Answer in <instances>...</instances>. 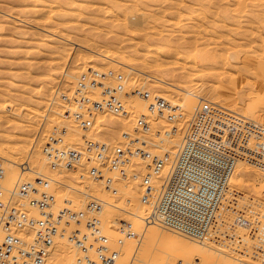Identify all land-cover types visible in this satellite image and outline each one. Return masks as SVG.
Masks as SVG:
<instances>
[{"label": "rangeland", "instance_id": "rangeland-1", "mask_svg": "<svg viewBox=\"0 0 264 264\" xmlns=\"http://www.w3.org/2000/svg\"><path fill=\"white\" fill-rule=\"evenodd\" d=\"M42 1L44 0H41L40 4L35 0H0V102H2V105L4 103L7 107L3 112H0V116L2 117L0 119V146L4 148V150L7 148L8 151L12 143L11 147L14 146L15 143V145L18 146L17 144L21 141L22 144L25 143L23 145H25V150L27 149L28 151L26 150L27 152L23 154L24 156L18 160V162H22L19 166L22 167L26 165L23 161L30 159L31 153L32 158H35L34 160H40V155L43 156V152L41 151L42 142L44 141L43 137L54 125H65L67 131H70L69 134L67 132L65 135V141L67 143L76 146L81 144L84 132H81V134L77 133L80 127L72 118L65 117L63 113L64 109L70 106L66 100H69L72 94H70L67 99L64 98L65 100L60 99L61 97L59 98L56 96V89L67 87L66 89H69L70 93H72V90L76 86L74 82L75 80L79 81V79H75L73 83H70L66 80L65 72L71 73L72 71L74 75L80 74L82 77L87 69L83 70L79 65L88 57L92 60L88 68H92V70H113L114 73H116V71L117 73H121L124 77L125 88L145 89L152 94L162 95L168 101L173 100L172 102H183L185 101L183 97L186 95L188 98L185 97V99L189 100L190 103L188 101V105L185 101L183 104L184 106L185 104L188 105V107L185 106L188 108V111H191L196 106L200 98H204L222 106L225 105L228 109L264 123V50L262 51V49H264V0H107V2L106 0H45L44 3H42ZM232 2L234 3L233 5ZM109 8H111V11ZM101 10H103V12ZM57 11L62 15L59 16V14H55ZM43 12L45 15L47 12L48 14L52 13L54 17H38V15L40 16ZM206 12H208V14ZM124 17L125 19H123ZM123 20L125 21L123 22ZM189 24H191V26H189ZM258 28H260V30ZM217 37L219 39H217ZM166 42L169 44L171 51L169 49L166 53L158 52V46ZM223 42L225 43L224 45L222 44ZM219 43H221V45ZM110 45H114L113 50L115 52L117 51L116 54L113 50L111 51L108 49ZM234 45L235 49H232ZM143 46L145 47L143 48ZM149 48L151 50H149ZM109 51L112 52L111 57L113 59L119 60V58H125L126 63L115 62L112 59H101L103 55H107ZM231 52L234 56L232 54L230 57ZM115 55L116 57L118 55V58H115ZM129 58H131V60H129ZM132 58L136 59L132 60ZM148 60L149 62H147ZM104 61L106 63H103ZM132 63L137 67V70L135 72H128L129 65ZM150 64L152 66H150ZM55 66L59 68L57 69ZM252 66L253 69L255 66L254 71L256 70V74ZM246 68H249V70H246ZM261 71L262 74H260ZM150 74H152L153 77L151 75L150 78ZM159 75L164 78V81L166 80L165 82L170 84L164 83L162 85L160 81L155 79V77L158 78ZM233 75L235 77H232ZM256 75L260 83L257 81L258 78ZM159 78L162 79L161 77ZM183 78H186L188 81V90L196 94H191L188 90L185 91L180 89L182 87L180 86L181 83H184L182 82ZM231 78L233 79L232 81ZM169 80L174 82H169ZM182 85L185 86L184 84ZM128 97L126 101L132 112L130 117H122L110 113L109 111H100L95 115L94 126L88 130L87 135L89 137L91 136V138L102 139L108 144H115L121 140L123 131H131L133 128L132 119L135 115L146 109V103L139 97H136V95L135 97L134 95ZM135 99L137 101H135ZM230 99L233 103L235 101L236 104L234 103V105L232 102H229ZM50 101H55V103H53L54 110L48 109L50 103H52ZM33 108L34 110L37 108V116L33 115L31 113L32 111H29L33 110ZM109 116L111 117L110 120H114L109 122ZM117 116L119 118H117ZM150 121L154 129L168 128L170 125L163 116L155 113L151 115ZM123 122L125 124H123ZM27 123L30 124V127L29 125L27 127ZM180 130H182V125L179 127V131ZM71 131H73V133ZM40 132L42 133L40 134ZM178 135V132L174 135V141ZM155 143L156 142H153L150 147L155 148ZM170 144L172 143L168 142L169 148L172 146ZM162 145L163 147H168L166 142L161 144V146ZM37 150L38 153H36ZM29 161L30 163L32 162L31 160ZM5 162L6 161H3V164H5ZM136 162L138 161L133 160L131 162L128 166L130 170H137L136 168L138 166H136ZM34 163L36 164H33V167L37 170L40 162L35 161ZM240 163L242 165L244 162ZM46 165L47 169H42V171L47 174L50 170L48 161H46ZM19 166H16L17 168L15 167L16 169L13 173L16 177L20 174ZM85 168L84 166L78 171H68L70 172L69 174L73 172L72 174L77 173L79 175L80 179L78 178L79 181L77 180V183H83V181H81L82 179L85 183H92V179L86 177ZM61 169L65 170L63 168ZM234 172H237L236 167L233 173ZM138 173L141 175L144 174L139 171ZM247 173L248 174L245 176L246 184L243 187L244 189L240 187L239 190H242L241 192L244 195L243 198L252 197L253 200L255 199L258 202V206L254 205L252 207L251 214L262 215L264 219V170L248 164ZM109 175H112L114 179V186L117 188L116 193H111L108 190V192L104 191V187V189H102L103 191L95 190V193L93 187L91 190L87 189L91 187L90 183L88 185L86 184V189L89 191L85 189L87 192L81 191L78 193L72 191L65 185L68 181L65 182L61 178H56L59 183H53V186L50 188L55 198L54 209L65 206H72L75 209L83 208L85 205L83 202L86 203L87 201V196L84 194L91 192L90 194L96 195V197H100L101 194L105 196H107V194H114L112 198L117 205L119 204L135 211L136 209L131 207L136 204V199L127 203L122 193L130 191L131 193L140 195L139 181H123L115 172L109 173ZM31 176L35 177L36 175H30L29 179H32ZM26 177H29V174H26ZM7 178L8 176L1 179L2 185L8 184L7 182L9 179ZM236 180L237 179L234 178L230 179L229 183L231 187L234 186ZM93 182L96 183L98 181L93 180ZM254 193L258 194L255 195ZM258 197L260 198L258 199ZM119 201L120 203H118ZM128 204H130L131 207H127ZM22 206L28 211L24 205ZM99 214L102 229L108 235L114 233L110 222L111 219L114 221L116 217H121L127 221L130 220L133 226V219H131L132 215L130 216L120 209L102 207ZM154 227L157 226L154 225ZM139 231L142 232L141 230ZM162 231L160 235H154L148 240L144 239L141 241L140 249L135 253V258L138 259H134L132 264H172L173 255L171 253L176 252V247L177 250L181 249L182 251L180 250V252L178 250L180 255H178V253L176 254V263L173 262V264H211L213 261L212 264H255L253 262L250 263V260L244 257H235L228 254L226 249L222 247L208 244L212 249L209 247L207 249V244H205V247L203 245L204 248H202V244L199 246L200 243L197 244L195 241V245L193 246L190 239V244L187 245L186 248L182 245L183 248H181L180 245H175L172 240L173 237L180 236L179 234L167 229H163ZM185 240H187V238ZM133 242L127 241L125 243L128 251H130L128 256L123 252L125 244L121 247L122 252L119 263L129 262V258L132 256L133 252V245L136 246L137 244ZM172 242L175 245H173V248H171ZM129 243L133 245H127ZM190 246H192L191 249L188 248ZM188 249L190 250L189 252ZM199 249L203 253L205 252V254H202ZM214 250H216V254ZM185 251L186 254L183 253ZM195 251H197L196 254L198 257L202 255L201 258L204 256V258L207 259L208 255L206 254L210 253L211 256L213 255V258L209 256V261L207 260V262L203 263V260H201V258L199 260L195 255H193L192 258L190 257V254H195L193 253ZM74 254L75 249L65 261H67V259H69L68 261H72ZM176 259L179 260L177 261ZM197 260H199L198 263H196ZM210 260L212 262H210Z\"/></svg>", "mask_w": 264, "mask_h": 264}, {"label": "built area", "instance_id": "built-area-1", "mask_svg": "<svg viewBox=\"0 0 264 264\" xmlns=\"http://www.w3.org/2000/svg\"><path fill=\"white\" fill-rule=\"evenodd\" d=\"M83 77L63 111L84 132L82 142L67 143V127L54 125L41 146L48 165L74 171L85 166L86 177L112 192L116 189L109 173L115 172L123 181H139V199L148 208L144 225L156 224L264 264V219L251 214L258 202L243 198L229 183L238 162L264 170V123L204 98L188 111L182 101L125 88L123 75L113 70L92 73L88 68ZM130 95L143 100L146 109L134 116L132 130L123 131L119 142L108 144L86 134L100 111L130 117L126 101ZM154 113L168 121V128L154 129L150 121ZM181 125L173 150L161 146ZM153 142L155 148L150 147ZM133 160L144 162L147 171L141 175L130 170ZM2 176L0 164V264H48L49 247L59 238L78 251L71 264H129L119 263L121 247L140 235L130 220L121 217L113 221L115 234L105 233L99 198L89 195L81 209H54L53 177L39 175L5 189ZM19 200L36 213L27 211Z\"/></svg>", "mask_w": 264, "mask_h": 264}, {"label": "bare ground", "instance_id": "bare-ground-1", "mask_svg": "<svg viewBox=\"0 0 264 264\" xmlns=\"http://www.w3.org/2000/svg\"><path fill=\"white\" fill-rule=\"evenodd\" d=\"M32 1H34V0H32ZM35 1H38L39 3L41 2V0H35ZM45 1V0H44ZM44 1H42V3H44ZM68 1V0H67ZM77 1V0H76ZM112 1V0H111ZM137 1V0H136ZM234 1V0H233ZM52 2V1H51ZM106 2H107V0H106ZM124 2V1H123ZM183 2V1H182ZM6 3V2H5ZM5 3H3V4H5ZM46 3H47V1H46ZM45 3V4H46ZM134 3V2H133ZM185 3V2H184ZM228 3V2H227ZM41 4V3H40ZM49 4H51V3H49ZM56 4V3H55ZM70 4V3H69ZM234 3L232 2V5H233ZM252 4V3H251ZM25 5V4H24ZM92 5V4H91ZM94 5V4H93ZM97 5V4H96ZM95 5V6H96ZM188 5H189V2H188ZM22 6V5H21ZM42 6V5H41ZM100 6V5H99ZM214 6V5H213ZM37 7V6H36ZM129 7V6H128ZM227 7V6H226ZM237 7H240V6H237ZM42 8H43V6H42ZM95 8V7H94ZM178 8V7H177ZM189 8V7H188ZM215 8V7H214ZM63 9V8H62ZM61 9V10H62ZM98 9V8H97ZM110 9V11H111V8H109ZM158 9H159V7H158ZM49 10H50V8H49ZM68 10V9H67ZM66 10V11H67ZM75 10V9H74ZM99 10V9H98ZM34 11H35V9H34ZM54 11H55V8H54ZM64 11H65V9H64ZM102 12H103V10H101ZM100 11V12H101ZM123 11V10H122ZM50 12V11H49ZM113 12V11H112ZM179 12V11H178ZM251 12V11H250ZM263 12V11H262ZM41 13V12H40ZM46 13V12H45ZM80 13V12H79ZM78 13V14H79ZM81 13H82V11H81ZM107 13V12H106ZM106 13H105V15H106ZM183 13H185V12H183ZM189 13V12H188ZM188 13H186V14H188ZM207 14H208V12H206ZM10 14V13H9ZM48 12L46 13V15L44 14V12L42 13V14H40V16L38 15V17H50V18H53L54 16L52 15V13L51 14H48ZM55 14H59V16H61L62 14L61 13H59L58 11H57V13H55ZM85 14V13H84ZM214 14V13H213ZM7 15V14H6ZM36 15V14H35ZM111 15V14H110ZM17 16V15H16ZM75 16H76V14H75ZM94 16V15H93ZM202 16V15H201ZM97 17V16H96ZM108 17V16H107ZM133 17V16H132ZM207 17V16H206ZM17 18V17H16ZM22 18V17H21ZM21 18H19V19H21ZM24 18V17H23ZM49 18V19H50ZM102 18H104V17H102ZM36 19V18H35ZM45 19V18H44ZM105 19V18H104ZM121 19V18H120ZM123 19H125V17L123 18ZM130 19V18H129ZM38 20H40V19H38ZM91 20V19H90ZM96 20V19H95ZM107 20V19H106ZM111 20V19H110ZM115 20V19H114ZM128 20V19H127ZM132 20V19H131ZM195 20V19H194ZM69 21V20H68ZM77 21V20H76ZM118 21V20H117ZM125 20H123V22H124ZM136 21V20H135ZM202 21V20H201ZM43 22H44V20H43ZM83 22V21H82ZM109 22V21H108ZM196 22H197V20H196ZM63 23V22H62ZM72 23V22H71ZM189 23V22H188ZM5 24V23H4ZM42 24V23H41ZM63 24H65V23H63ZM87 24V23H86ZM201 24V23H200ZM257 24V23H256ZM12 25V24H11ZM101 25V24H100ZM105 25V24H104ZM168 25V24H167ZM188 25V24H187ZM59 26V25H58ZM106 26V25H105ZM127 26V25H126ZM185 27H187L186 25H184ZM189 26H191V24H189ZM188 26V27H189ZM224 26H225V24H224ZM233 26V25H232ZM235 26V25H234ZM248 26H249V24H248ZM230 27V26H229ZM184 28V27H183ZM201 28H203V27H201ZM253 28V27H252ZM45 29V28H44ZM248 29H249V27H248ZM255 29V28H254ZM259 30H260V28H258ZM20 30V29H19ZM47 30V29H46ZM56 30V29H55ZM71 30V29H70ZM98 30V29H97ZM202 30V29H201ZM246 30V29H245ZM253 30V29H252ZM101 31H102V29H101ZM132 31V30H131ZM243 31V30H242ZM249 31V30H248ZM198 32V31H197ZM252 32V31H251ZM4 33V32H3ZM56 33H57V31H56ZM106 33V32H105ZM248 33V32H247ZM255 33H256V31H255ZM15 34V33H14ZM19 34H20V32H19ZM23 34V33H22ZM91 34V33H90ZM89 34V35H90ZM242 34V33H241ZM260 34V33H259ZM27 35V34H26ZM74 35V34H73ZM86 35H87V33H86ZM169 35V34H168ZM217 35H218V33H217ZM220 35V34H219ZM224 35V34H223ZM222 35V36H223ZM263 35V34H262ZM23 36V35H22ZM40 36V35H39ZM248 36V35H247ZM257 36V35H256ZM11 37V36H10ZM48 37V36H47ZM51 37V36H50ZM70 37V36H69ZM68 37V38H69ZM91 37V36H90ZM258 37V36H257ZM9 38V37H8ZM14 38V37H13ZM23 38V37H22ZM85 38H86V36H85ZM19 39V38H18ZM217 39H219L218 37H217ZM260 39H261V37H260ZM89 40L91 41V39L89 38ZM166 41H167V39H166ZM235 41V40H234ZM242 41H243V39H242ZM246 41V40H245ZM94 42V41H93ZM145 42V41H144ZM221 42V41H220ZM231 42V41H230ZM236 42H237V40H236ZM258 42H259V40H258ZM242 43V42H241ZM260 43V42H259ZM220 45H221V43H219ZM223 45L225 44L224 42L222 43ZM246 44V43H245ZM257 44V43H256ZM88 45V44H87ZM98 45V44H97ZM145 45H146V43H145ZM223 45H222V47H223ZM100 46V45H99ZM139 46V45H138ZM152 46V45H151ZM233 46V45H232ZM263 46V45H262ZM96 47V46H95ZM140 47V46H139ZM145 46H143V48H144ZM147 47V46H146ZM148 47H149V44H148ZM230 47H231V45H230ZM229 47V48H230ZM256 47V46H255ZM259 47V46H258ZM14 48V47H13ZM85 48V47H84ZM91 48V47H90ZM104 48H106V47H104ZM257 48V47H256ZM94 49V48H93ZM99 49H100V47H99ZM109 50H113L114 49V45H110L109 46V48H108ZM169 49H170V46H169V44L166 42V43H164V44H161L160 46H158V48H157V51L158 52H160V53H166L167 51H169ZM223 49V48H222ZM232 49H235V45H234V48L232 47ZM253 49V48H252ZM117 50H118V48H117ZM149 50H151L150 48H149ZM240 50V49H239ZM260 50V49H259ZM264 49H262V51H263ZM111 51H109V53L107 52V55L105 54V55H103V57L101 58V59H106V60H108V59H112L113 61H115V62H119V63H126L125 61V58H119V60H117V59H113L112 57H111ZM114 51V50H113ZM138 51V50H137ZM153 51V50H152ZM170 51H171V49H170ZM117 52V51H116ZM116 52L114 51V53L116 54ZM250 52V51H249ZM253 52H255V51H253ZM257 52V51H256ZM49 53V52H48ZM147 53V52H146ZM151 53V52H150ZM175 53V52H174ZM176 53H179V52H176ZM98 54V53H97ZM121 54V53H120ZM148 54V53H147ZM156 54V53H155ZM180 54V53H179ZM220 54V53H219ZM232 52H231V55H230V57L232 56ZM261 54V53H260ZM149 55H152V54H149ZM226 55V54H225ZM243 55H244V53H243ZM67 56H68V53H67ZM125 56V55H124ZM176 56H177V54H176ZM179 56V55H178ZM233 56H234V54H233ZM115 58H118V55H117V57H116V55H115ZM158 58V57H157ZM233 58V57H232ZM251 58V57H250ZM126 59H127V57H126ZM136 58H132V60H135ZM160 59H161V57H160ZM53 60V59H52ZM76 60V59H75ZM129 60H131V58H129ZM231 60H233V59H231ZM50 61V60H49ZM54 61H55V59H54ZM255 61H256V59H255ZM259 61V60H258ZM91 62H92V60H91V58H87L85 61H83L82 63H81V65H79V66H81V68L83 69V70H86V69H88V67H90V64H91ZM147 62H149V60L147 61ZM225 62V61H224ZM230 62V61H229ZM251 62H252V60H251ZM103 63H106L105 61L103 62ZM146 63V62H145ZM261 63V62H260ZM49 64V63H48ZM80 64V63H79ZM102 64V63H101ZM134 63H132L131 65H129V68H128V72L130 71V72H135L136 70H137V67H135L134 65H133ZM240 64V63H239ZM264 64V63H263ZM95 65V64H94ZM93 65V66H94ZM148 65V64H147ZM158 65V64H157ZM244 65V64H243ZM57 66V65H56ZM55 66V67H56ZM128 66V65H127ZM150 66H152L151 64H150ZM160 66V65H159ZM233 66H234V64H233ZM264 66V65H263ZM156 67V66H155ZM57 68V67H56ZM59 68V67H58ZM57 68V69H58ZM96 68V67H95ZM236 68V67H235ZM258 68V67H257ZM77 69H78V67H77ZM81 69V70H82ZM252 69H253V66H252ZM254 69H255V66H254ZM254 69H253V71H254ZM246 70H249V68L247 69L246 68ZM68 71V70H67ZM78 71V70H77ZM207 71V70H206ZM256 71V70H255ZM255 71H254V73H255ZM263 71H264V68H263ZM84 72V71H83ZM96 72V70L95 69H93L92 70V73H95ZM66 73V80L67 81H69L70 83H73L74 82V80L75 79H79V81H81L84 77H83V75H82V77L80 76V74L79 75H74L73 73H72V71H71V73L70 72H65ZM116 73H117V71H116ZM253 73V74H254ZM130 74V73H129ZM219 74H220V72H219ZM218 74V75H219ZM221 74H222V72H221ZM232 74V73H231ZM256 74V73H255ZM260 74H262V71H261V73ZM48 75V74H47ZM49 75H50V73H49ZM48 75V76H49ZM151 75L152 74H150V78H151ZM223 75V74H222ZM235 75V74H234ZM232 76V77H235V76ZM251 75H252V73H251ZM154 76H157V75H154ZM230 76V75H229ZM242 76V75H241ZM249 76V75H248ZM257 76V75H256ZM54 77V76H53ZM152 77H153V75H152ZM159 77H161L162 78V76H160L159 75ZM156 78L155 77V79H157L158 81H160V83H162V85L165 83V84H170V83H168V82H165L163 79L164 78H162V79H160V78ZM241 78V77H240ZM242 78H243V76H242ZM245 78V77H244ZM257 78H258V76H257ZM153 79V78H152ZM154 79V80H155ZM255 79H256V77H255ZM233 79L231 78V81H232ZM247 80H248V78H247ZM250 80V79H249ZM44 81H45V79H44ZM79 82L78 80H75V82L74 83H77V82ZM156 81V80H155ZM162 81V82H161ZM168 81V80H167ZM186 81V82H185ZM227 81V80H226ZM229 81H230V79H229ZM230 81V82H231ZM256 81V80H255ZM257 81H259V78H258V80ZM169 82H174V81H170L169 80ZM175 82H177V81H175ZM182 82H184V83H181V82H179V83H181V85L180 86H182L180 89L181 90H185V91H187L188 90V87L189 86H187L188 84V81H187V79L185 78H183L182 79ZM248 82V81H247ZM69 83V84H70ZM159 83V84H160ZM201 83V82H200ZM251 83V82H250ZM259 83H260V81H259ZM262 83V82H261ZM158 84V85H159ZM182 84H184L185 86H183ZM211 84V83H210ZM76 85V84H75ZM179 85V84H178ZM224 85V84H223ZM261 85V84H260ZM52 86V85H51ZM50 86V87H51ZM252 86H253V84H252ZM263 86V85H262ZM203 87V86H202ZM67 88V87H66ZM66 88H57L56 89V96H58L60 99H67V97H69L70 96V94H72V93H70V90L69 89H66ZM71 88H72V85H71ZM248 88V87H247ZM258 88H259V84H258ZM44 90H45V87H44ZM51 90V89H50ZM222 90V89H221ZM235 90V89H234ZM40 91H41V89H40ZM189 91V90H188ZM191 94H196L195 92H192V91H189ZM233 92V91H232ZM252 92V91H251ZM38 93H39V90H38ZM187 93V92H186ZM217 93H218V91H217ZM237 93V92H236ZM250 93V92H249ZM185 95V94H184ZM247 95H248V93H247ZM259 95V94H258ZM72 96V95H71ZM70 96V97H71ZM162 96V95H161ZM183 96V95H182ZM55 97V96H54ZM134 97H135V95H134ZM137 97V96H136ZM185 97H186V95L183 97L184 98V100L186 101V103L189 101V100H187V99H185ZM168 98V97H167ZM186 98H188V97H186ZM231 98V97H230ZM64 99V100H65ZM228 99H229V97H228ZM218 100V99H217ZM135 101H137L136 99H135ZM173 101V100H172ZM171 101V102H172ZM185 101H183L184 103H185ZM199 101V100H198ZM228 101V100H227ZM249 101H251V100H249ZM253 101V100H252ZM4 102V101H3ZM50 102H52V103H50V105H49V107H48V109H50V110H54V108H53V103H55V101H50ZM57 102H59V101H57ZM65 102V101H64ZM182 102V103H183ZM229 102H232V100L230 99L229 100ZM137 103V102H136ZM189 103H190V101H189ZM216 103V102H215ZM234 103L236 104V102L234 101ZM233 102H232V104H234ZM142 104V103H141ZM143 104H145V103H143ZM188 104V103H187ZM234 104V105H235ZM184 105V104H183ZM189 105V104H188ZM188 105H186L185 104V106L186 107H188ZM184 106V107H185ZM225 106V105H224ZM230 106H232V105H230ZM185 107V109H187L188 110V108H186ZM226 107V106H225ZM7 107H6V105H4V103H3V105H2V102H0V112H3V110L4 109H6ZM20 109H22V108H20ZM28 109V108H27ZM26 109V110H27ZM37 109V108H36ZM36 109L34 110V108H33V110H29V111H32L31 113L33 114V115H36L37 116V114H38V110L36 111ZM57 109V108H56ZM24 110V109H23ZM15 111V110H14ZM16 112V111H15ZM21 112V111H20ZM25 112V111H24ZM6 113V112H5ZM30 113V112H29ZM111 113V112H110ZM32 114H31V116H32ZM40 114V113H39ZM1 115V114H0ZM62 115H63V113H62ZM114 115V114H113ZM112 115V116H113ZM116 115V114H115ZM2 117L0 116V119H1ZM46 118H47V116H46ZM95 118L96 117H94V120H95ZM101 118V117H100ZM99 118V119H100ZM110 116L108 117V121L110 120ZM115 118H116V116H115ZM117 118H119L118 116H117ZM8 119V118H7ZM66 119V118H65ZM105 119V118H104ZM103 119V120H104ZM114 120V119H113ZM113 120H110L109 122H111V121H113ZM125 120V119H124ZM123 120V121H124ZM160 120V119H159ZM121 121V120H120ZM263 121V120H262ZM119 123V122H118ZM24 124V123H23ZM39 124V123H38ZM123 124H125L124 122H123ZM28 125H29V127H30V124H28L27 123V127H28ZM32 125V124H31ZM67 125V124H66ZM19 126H21V125H19ZM69 126V125H68ZM35 127V126H34ZM25 128V127H24ZM24 128H22V129H24ZM69 128V127H68ZM7 132H10V131H7ZM68 132V134H69V130L67 131ZM72 133H73V131H71ZM81 132H83L82 130L80 131V128H79V130H77V133H80L81 134ZM88 132V131H87ZM182 131L180 130V131H178V133H179V135H180V133H181ZM1 133V132H0ZM42 132H40V134H41ZM39 134V135H40ZM79 134V135H80ZM87 134V133H86ZM176 134V132L174 133V134H172L171 136L169 135L168 136V138H166L165 139V141H164V143L166 142V144H167V148L164 146V148H166V149H168V150H173V148L176 146V144L178 143V138H179V135L177 136V138H176V140L174 141L173 139H174V135ZM23 135V134H22ZM78 135V134H77ZM72 136V135H71ZM23 137V136H22ZM91 137V136H90ZM93 137V136H92ZM24 138H25V135H24ZM23 138V139H24ZM44 138V137H43ZM80 138V137H79ZM25 140V139H24ZM23 140V141H24ZM28 141V140H27ZM25 142H26V140H25ZM168 142H171L172 144H170V145H172L171 146V148H169V145H168ZM15 143V142H14ZM18 143V142H17ZM8 144V143H7ZM13 144V143H12ZM11 144V145H12ZM16 144V143H15ZM14 144V146H12L11 147V145H10V147L8 148V151H7V148H5L6 150H4V148H2L1 146H0V164L2 165V167H3V176H2V179L3 178H6V176H8V178L7 179H9L8 180V184H6V185H2V187H4L5 189H9V188H11V187H14L15 185H17L20 181H27V180H30L29 178H30V175H32V174H35L36 176L35 177H37V176H39V175H46V176H49V177H53L54 179H58V178H61V179H63V181H68V182H66L67 184H65L68 188H70L72 191H75V192H81V191H86L87 189H89V190H91L92 189V187L94 188V190L93 191H99V190H101V191H103L102 189H104L103 188V186H102V183L101 182H93V179H92V183L91 182H88V183H85L84 182V180L82 179L81 181H83V183H77L76 181L78 180V178L80 179V177H79V175L76 173V172H74V173H76V174H72L73 172H71V174H69L70 172V170L68 171V170H62L61 168H57V167H54V168H51L50 166V170H49V172L46 174L44 171H42V169H47V165H46V161H47V159H46V157H45V155L43 154V156H41L40 155V160H34L35 158H32V153H31V155H30V159H26V161H23L24 163H26V165L25 166H19L22 162H18V160L21 158V157H23L24 155V153L25 152H27L26 150H25V145H23V144H25V143H23L22 144V141L19 143V144H17L18 146H16ZM21 144V145H20ZM27 144V143H26ZM39 145V144H38ZM8 146V145H7ZM39 147V146H38ZM37 147V148H38ZM10 148H11V150H10ZM30 150V149H29ZM31 151H32V149H31ZM42 151V150H41ZM30 152V151H29ZM34 153V152H33ZM36 153H38V150L36 151ZM36 156V155H35ZM38 158V157H37ZM29 160H31L32 162L30 163V161ZM3 161H6L5 162V164H3ZM35 161H39L40 162V164H39V168L37 169V170H35L34 169V167H33V164H36V163H34ZM138 162H136V166H138L136 169L139 171V172H143V173H145L146 171H147V167H146V164L144 163V162H142V161H139V160H137ZM16 166H19L20 167V174L19 175H17V177L15 176V174H13L14 173V170L17 168ZM16 167V168H15ZM236 169H237V172H234L233 174H232V176H231V178L233 179H237L236 181H235V183H234V186H232V187H235V188H237L238 190H239V188L241 187V188H243L244 187V185L246 184L245 183V181H246V179H245V176L248 174L247 173V169H248V164L247 163H243L242 165H241V163L240 162H238V164L236 165ZM145 170V171H144ZM250 172V171H249ZM26 174H29V177H26ZM6 175V176H5ZM251 175V174H250ZM25 176V177H24ZM85 176V175H84ZM32 177V179L34 178L33 176H31ZM81 177H82V174H81ZM83 178H85V177H83ZM91 179V178H90ZM154 180H155V178H153ZM6 180V179H5ZM79 181V180H78ZM6 182V181H5ZM56 182H58L57 180L55 181H53L52 182V184H51V186H50V188L53 186V183H56ZM59 183V182H58ZM90 183V185H91V187L90 188H87L86 187V184L88 185ZM89 185V186H90ZM251 185V184H250ZM249 185V186H250ZM115 187V186H114ZM87 188V189H86ZM86 189V190H85ZM115 189H116V191H117V188L115 187ZM244 189V188H243ZM246 189V188H245ZM256 189V188H255ZM89 190H87V191H89ZM86 191V192H87ZM96 191H95V193H96ZM104 191H107V190H105L104 189ZM108 191H110V190H108ZM107 191V192H108ZM116 191L115 192H112V191H110L111 193H116ZM242 191V190H241ZM250 191H254V190H250ZM85 192V193H86ZM91 193V192H90ZM90 193H86V194H84L85 196H89V195H92V194H90ZM94 194V193H93ZM105 194V193H104ZM123 195V198H124V200L125 201H127V203H130L132 200H134V199H136V204L133 206V207H131L130 206V204H128L127 205V207L129 206V207H131V208H133V209H136L135 211H137V212H135V211H133V210H131L130 208H125V206H122V205H117L116 204V202L113 200V196H114V194H107V196H105V195H100V197L98 196L97 198H99L101 201H102V207L103 208H110V209H120V210H122V211H124V212H126L127 214H129L131 217V219H133V226H132V229L134 230V231H137L138 232V235H140L139 236V239L138 240H135V239H130V240H127V241H130V242H133L134 244H136V246H134L133 244V252H132V256L129 258V264H132L133 263V261H134V259L136 260V259H138V258H135V253H137L138 252V250L140 249V246H141V241L142 240H148V239H150V237H152V236H154V235H160L163 231V229L164 228H162V227H160L159 225H156V224H146V225H144V223L142 224V222H143V217H145L146 215H147V212H148V208H147V206L145 205V204H143L141 201H140V199H139V196L140 195H136V194H134V193H131L130 191H125V192H123L122 193ZM255 194V193H254ZM256 194H258V193H256ZM255 194V195H256ZM93 196H95L96 197V195H93ZM258 196V195H257ZM257 196H256V198H257ZM255 197V196H254ZM122 198V199H123ZM252 198V197H251ZM260 197H258V199H259ZM84 200H86V199H84ZM255 200V199H254ZM83 202V201H82ZM23 203V202H22ZM118 203H120V201L118 202ZM24 204V206L28 209V211L30 212V213H36L35 212V210H33L32 208H30L27 204H26V202H24L23 203ZM83 204H85L84 202H83ZM259 205V204H258ZM85 206V205H84ZM81 209V208H80ZM138 209V210H137ZM110 224L112 225V229H113V232L114 233H112V235H114L115 234V230H114V223H113V220L111 219V222H110ZM144 225V226H143ZM154 225L155 226H157V227H154ZM101 226H102V223H101ZM151 227H154V228H151ZM139 230H141L142 232H140ZM186 238L185 237H183V236H176V237H173V242H174V244L176 245H180L181 246V248H183V246H185V248H186V246L187 245H189L190 244V242H192L193 243V246L195 245L194 244V241H192V240H190V242H189V239L187 238V240H188V242H187V240H185ZM126 241V242H127ZM136 241V242H135ZM125 242V243H126ZM173 242H172V247L171 248H173ZM197 244H199L200 242H198V241H195ZM67 243V244H66ZM124 243V244H125ZM191 243V244H192ZM202 244V248H204L205 247V244L204 243H200L199 244V246ZM127 245H131L130 243L129 244H127ZM131 245V246H132ZM174 245V246H175ZM183 245V246H182ZM203 245H204V247H203ZM198 246V247H199ZM75 249V254H74V256H73V260H74V258H75V256H76V254H77V249H76V247L74 246V245H72L71 243H69V242H67L65 239H63V238H59L53 245H51L50 247H49V254H48V259H47V263L48 264H71L72 263V261H68L69 259H67V261H65L66 260V258L67 257H69L70 255H71V252L74 250L73 248ZM207 249H208V247L210 248V249H212L210 246H208V244H207ZM175 248V247H174ZM188 248H192V246H190V247H188ZM201 249V248H200ZM199 249V250H200ZM173 250V249H172ZM175 250H176V252H172L171 254L173 255V256H175V257H173L172 256V261H171V263L173 264V262H175L176 263V261H175V258H177V253H178V255H180V253H179V251L181 250H177V247L175 248ZM174 250V251H175ZM198 250V249H197ZM182 251V250H181ZM180 251V252H181ZM190 250L188 249V252H189ZM192 251V250H191ZM194 251V250H193ZM123 252H125V255H127L128 256V254H129V252L130 251H128V248H127V246H126V244L124 245V249H123ZM200 252H202L201 250H200ZM218 252V251H217ZM173 253H175V254H173ZM184 254H186V251L185 252H183ZM182 253V254H183ZM193 253H195V254H190L191 256V258H192V256L193 255H195V256H197V251H195V252H193ZM214 253L216 254V250H214ZM213 253V254H214ZM202 254H205V252L203 253L202 252ZM214 254V255H215ZM221 254V253H220ZM220 254H219V256H220ZM188 255H189V253H188ZM201 255V254H200ZM206 255H208V258L207 259H205L204 258V256H203V258H201V256L200 257H198L199 258V260H200V258H201V260H203V263L204 262H207V260L209 259V256L210 257H212L213 258V255L211 256V254L210 253H207ZM205 255V256H206ZM218 255V254H217ZM180 257V256H179ZM189 257V258H190ZM215 257V256H214ZM174 258V259H173ZM219 258V257H218ZM223 258V257H222ZM181 259V258H180ZM196 259V258H195ZM211 259V258H210ZM215 259V258H214ZM220 259V258H219ZM218 259V260H219ZM224 259V258H223ZM230 259V258H229ZM241 259V258H240ZM177 260V259H176ZM179 260V259H178ZM177 260V261H178ZM184 260H185V258H184ZM190 260V259H189ZM193 260H194V258H193ZM199 260H197L196 261V263H198V261ZM206 260V261H205ZM212 260V259H211ZM210 260V262H212ZM224 260H226V259H224ZM181 261H183V260H181ZM187 261H188V259H187ZM186 261V262H187ZM209 261V260H208ZM217 261V260H216ZM237 261H238V259H237ZM243 261V260H242ZM71 262V263H70ZM214 262V261H213ZM212 262V263H213ZM228 262H229V260H228ZM231 262H232V260H231ZM211 263V264H212ZM241 263V262H240ZM245 263V262H244ZM251 263V262H250ZM200 264V263H199ZM210 264V263H209ZM236 264V263H235ZM243 264V263H242ZM248 264V263H247Z\"/></svg>", "mask_w": 264, "mask_h": 264}]
</instances>
